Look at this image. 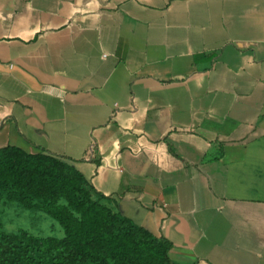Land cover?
Masks as SVG:
<instances>
[{
	"label": "crops",
	"instance_id": "1",
	"mask_svg": "<svg viewBox=\"0 0 264 264\" xmlns=\"http://www.w3.org/2000/svg\"><path fill=\"white\" fill-rule=\"evenodd\" d=\"M8 146L72 160L175 264H264V0H0Z\"/></svg>",
	"mask_w": 264,
	"mask_h": 264
},
{
	"label": "trees",
	"instance_id": "2",
	"mask_svg": "<svg viewBox=\"0 0 264 264\" xmlns=\"http://www.w3.org/2000/svg\"><path fill=\"white\" fill-rule=\"evenodd\" d=\"M217 57L204 53L194 61ZM38 149L35 154L15 146L0 149V204L39 210L58 223L63 237L0 231V264H175L170 241L93 200L72 160Z\"/></svg>",
	"mask_w": 264,
	"mask_h": 264
},
{
	"label": "rangeland",
	"instance_id": "3",
	"mask_svg": "<svg viewBox=\"0 0 264 264\" xmlns=\"http://www.w3.org/2000/svg\"><path fill=\"white\" fill-rule=\"evenodd\" d=\"M0 231L17 234L25 231L33 236L63 237L56 221L39 210H24L16 203L0 204Z\"/></svg>",
	"mask_w": 264,
	"mask_h": 264
}]
</instances>
